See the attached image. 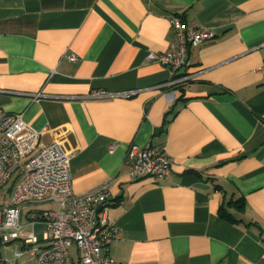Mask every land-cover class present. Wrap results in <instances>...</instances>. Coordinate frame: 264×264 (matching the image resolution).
<instances>
[{
    "label": "crops",
    "instance_id": "1",
    "mask_svg": "<svg viewBox=\"0 0 264 264\" xmlns=\"http://www.w3.org/2000/svg\"><path fill=\"white\" fill-rule=\"evenodd\" d=\"M173 16L216 37L168 87L148 54ZM263 64L264 0H0V107L70 155L75 194L107 184L119 264H264ZM132 143L166 148L170 175L133 180Z\"/></svg>",
    "mask_w": 264,
    "mask_h": 264
},
{
    "label": "built area",
    "instance_id": "2",
    "mask_svg": "<svg viewBox=\"0 0 264 264\" xmlns=\"http://www.w3.org/2000/svg\"><path fill=\"white\" fill-rule=\"evenodd\" d=\"M170 23L174 40L164 52H150L148 59L172 71L168 87L184 86L196 76L188 70L190 48L213 40L216 33L203 27L187 28L179 16H173ZM261 69L264 71V64ZM125 162L133 180H163L172 169L166 148L158 150L135 143L130 144ZM70 163V155L58 143L40 145V132L22 114L0 107V191L7 188L0 204V248L12 252L14 264L24 256L33 264H76L70 252L72 246L78 250L79 264H119L103 253L120 236V229L109 223L112 200L107 184L75 194ZM36 204L57 208L34 210L28 214L27 224H22L24 209ZM38 223L47 227L41 237L35 231ZM6 262L0 255V264Z\"/></svg>",
    "mask_w": 264,
    "mask_h": 264
},
{
    "label": "rangeland",
    "instance_id": "3",
    "mask_svg": "<svg viewBox=\"0 0 264 264\" xmlns=\"http://www.w3.org/2000/svg\"><path fill=\"white\" fill-rule=\"evenodd\" d=\"M6 194H7V188L0 191V204L4 202ZM28 208H30V209H28V211H26V209H25L24 215L27 213H31L34 210L40 211V210L56 209L57 206L56 205H49V204H41V205L38 204V205H33L31 207H28ZM31 230H32V228L27 229V231H31ZM8 252H10V251H8Z\"/></svg>",
    "mask_w": 264,
    "mask_h": 264
}]
</instances>
